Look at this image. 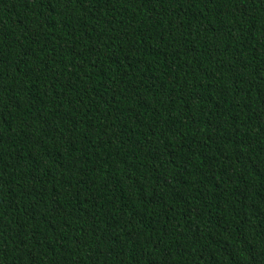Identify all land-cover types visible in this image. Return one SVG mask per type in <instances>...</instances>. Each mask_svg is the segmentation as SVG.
<instances>
[{
    "label": "trees",
    "instance_id": "trees-1",
    "mask_svg": "<svg viewBox=\"0 0 264 264\" xmlns=\"http://www.w3.org/2000/svg\"><path fill=\"white\" fill-rule=\"evenodd\" d=\"M0 264H264V0H0Z\"/></svg>",
    "mask_w": 264,
    "mask_h": 264
}]
</instances>
